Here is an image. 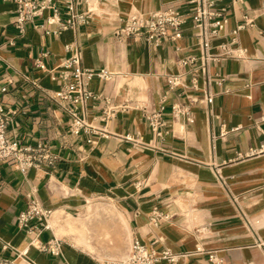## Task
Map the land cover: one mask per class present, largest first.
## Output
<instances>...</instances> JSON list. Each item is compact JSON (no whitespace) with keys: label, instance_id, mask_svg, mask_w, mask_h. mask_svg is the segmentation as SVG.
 <instances>
[{"label":"crops","instance_id":"1","mask_svg":"<svg viewBox=\"0 0 264 264\" xmlns=\"http://www.w3.org/2000/svg\"><path fill=\"white\" fill-rule=\"evenodd\" d=\"M180 2L90 0L80 9L91 11L92 21L77 32L54 36L29 24L26 36L11 44L17 5L0 0V103L15 111L10 135L23 142L48 140L61 154L54 168L2 167L0 256L28 248L35 264H102L124 257L139 239L179 254L173 263L156 264H264V0L232 5L225 30L213 40L217 58L209 65V81L199 68L201 49L190 21L182 38L161 45L115 34L131 12L147 15ZM246 16L253 25L240 27L236 42L225 47ZM69 43L85 67L111 73L93 79L95 93L113 104L141 106L117 111L109 136L96 143L70 133L51 98L59 82L34 64L47 51L46 66L59 69ZM186 56L196 62L186 65L182 84L165 97L167 77L181 73L179 60ZM207 88L210 107L201 101ZM192 98L199 99L191 104L192 120L171 117V100ZM164 100L168 124L161 138L142 107L151 110ZM94 104L88 118L101 123ZM33 191L52 209L40 239H63L61 255L30 246L32 235L18 224ZM154 211L163 216L158 224Z\"/></svg>","mask_w":264,"mask_h":264},{"label":"built area","instance_id":"2","mask_svg":"<svg viewBox=\"0 0 264 264\" xmlns=\"http://www.w3.org/2000/svg\"><path fill=\"white\" fill-rule=\"evenodd\" d=\"M245 0H181L177 5H169L165 8L144 14L138 11L131 12L116 29L117 36H140L147 42L161 45L166 41H177L184 35L185 24L192 23L195 31L194 36L201 49L200 70L206 74L208 81V68L210 63L217 58L211 52L213 40L220 36L225 30L231 17L232 5L244 3ZM17 8L13 26L15 33L11 38V44H15L17 38L26 36L28 25L36 24L42 27L45 33L54 36L62 32L72 30L77 32L80 27L91 23V11L81 10L83 3L89 4L90 0H15ZM253 21L246 16L244 23L232 29L230 41L225 47H231L237 40V33L240 27L252 26ZM179 49L180 47L177 46ZM68 55L65 57L59 69L48 68L44 62L43 52L35 59V67L50 72L53 79L59 82V87L54 90L51 98L56 103V108L66 117L70 133L77 136H85L91 143H96L100 138L109 136L108 122L112 120L117 111L131 106L141 108L139 103L133 105L126 101L122 104H113L111 99L102 94H97L91 89V82L95 77L108 79L112 75L106 69L87 68L82 63V56L76 45L69 43L66 46ZM196 62V57L186 56L179 60L182 71L180 74L167 77L168 89L165 97H168L176 86L182 84L186 74V65ZM196 79V78H195ZM34 83H37L34 81ZM195 84V83H194ZM3 91L7 87L2 88ZM201 101L208 107L213 102V94L207 88ZM93 101L94 107L101 109L100 122L91 121L88 118L89 103ZM199 101L192 98L190 101L171 100L170 115L173 118L181 116L192 120V102ZM93 106V104H92ZM146 113L145 117L154 133L163 137L168 118L165 116V100L151 110L142 107ZM15 111L6 109L0 103V172L5 164H10L16 169L26 172L31 167L54 168L61 160V154L55 147L45 139H38L33 142H23L10 135L9 125ZM165 130V131H164ZM138 141V138L128 136ZM52 209L43 205L33 192L28 194L27 206L18 215V224L27 233L32 235L30 246H36L42 252L52 255L63 253L64 240L54 236L46 241L40 239L42 231L50 227L46 220L51 216ZM163 216L154 211L152 221L158 224ZM259 244L264 246L260 240ZM3 248H8L4 244ZM211 259H216L214 253L209 254ZM178 253L169 248H157L148 245L139 239H134L129 252L120 259H110L102 264H156L161 260L170 263L177 261ZM23 260L26 262H23ZM35 264L28 258V248L23 251H16L14 257L0 256V264Z\"/></svg>","mask_w":264,"mask_h":264}]
</instances>
